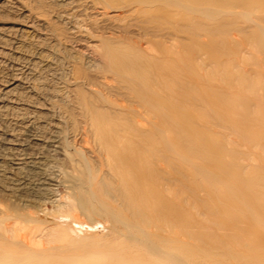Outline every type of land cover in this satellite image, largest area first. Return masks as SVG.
<instances>
[{
	"label": "bare ground",
	"instance_id": "bare-ground-1",
	"mask_svg": "<svg viewBox=\"0 0 264 264\" xmlns=\"http://www.w3.org/2000/svg\"><path fill=\"white\" fill-rule=\"evenodd\" d=\"M96 1L95 5L111 11L117 21L135 19L129 27L135 23L144 34L151 30L148 36L170 40L172 46L152 38L132 45L104 37L89 58L97 63L96 70L85 63L71 65L67 82L56 92L67 98L59 104L48 102L44 109L14 97L24 84L19 79L5 82L0 78V104L15 105L19 99V110L35 108L39 121L28 119L27 132L38 146L51 144L63 157L53 172L48 170L53 163L48 157L29 158L26 163L23 157L5 152L20 146L6 136L4 142H8L0 143L7 148L0 158L1 185L3 179L12 182V172L26 164L35 177L25 175L19 180L17 186L22 191L29 187L36 199L56 201L58 189L63 188L68 194L61 196L66 200L62 204L67 206V211L63 208L67 215L75 209L94 216L105 212L127 232L136 230L145 236L141 240L128 233V237L123 235L126 240L107 245L106 252L115 258L133 260L132 252L138 248L144 253L137 250L135 256L144 258L146 264H260V220L264 215L260 188L246 177L251 165L230 161L229 152L230 146L245 147L236 156L260 164L262 153L250 151L251 147L261 149L260 123L251 114V105H258L260 96L246 100V112L238 115V107L231 105L237 93L226 89L218 94L200 71L212 63L224 65L216 56L218 41H198L205 30L201 21L219 17L221 3L252 7L251 0ZM256 1L259 16L252 25L260 35V4L264 0ZM25 18L38 21L32 14ZM186 35L188 43L179 41ZM187 51L189 59L183 55ZM202 52L210 54L212 61H204ZM26 90L35 93L34 88ZM44 116L51 123L49 137L42 132L41 125L48 121ZM225 128L230 133H222ZM6 164L12 172L5 171ZM82 167L93 171L85 177ZM187 193L192 198L188 199ZM32 204V212L0 204V258L10 264H54L56 260H44L53 254L52 248L44 245L52 241L50 230L57 223L43 215L37 203ZM118 231L115 233L120 235Z\"/></svg>",
	"mask_w": 264,
	"mask_h": 264
},
{
	"label": "rangeland",
	"instance_id": "rangeland-1",
	"mask_svg": "<svg viewBox=\"0 0 264 264\" xmlns=\"http://www.w3.org/2000/svg\"><path fill=\"white\" fill-rule=\"evenodd\" d=\"M256 2V0H251L252 7H244V5L242 7V4L240 3L239 7L237 4L233 3L231 5L221 3V8H219L221 17L219 16L214 20H210L212 23L208 22L209 20L207 21V19L201 21L205 30L200 33L201 36L198 38V41L200 44L212 42L211 38L216 42L218 41L220 48L218 47L216 49V56L219 57L224 65L212 63L210 66L201 67L200 71H202V74H204L205 77L207 76L205 79H207L206 82H208L210 87L216 86L214 90H216L218 94L223 93L226 89L234 90V93H237L238 97L232 98L233 102L231 101V105L233 103L238 107V115H243L246 107H248L246 100L260 96V102L258 105L252 103L251 114L253 115L252 118H255L260 123L261 149L250 148L251 152L260 151V154L262 153L263 156L260 155V164L255 160L251 161L245 157L239 158V154L236 156L237 152H244L245 147L230 146L229 152L230 156L232 155L230 161L234 159L235 162H238L243 166L251 165L246 177L248 178V182L251 181L250 183L257 187V189L260 188V207L264 209V4H260V35H257L252 25V21H256L259 16L257 12L258 8H256L258 3ZM4 3L6 5H4ZM93 3L92 0L91 2H88V0H0V78L5 82L11 79H19V81L24 83L23 87L18 89L17 93H15V98L22 99V102H25V104L29 106L42 109L46 108L48 102L61 103L62 100H65L67 97H65V95L57 96L56 92L63 87V83L67 82L66 80L69 78V70H71L72 67L71 65L85 63L91 70H96L95 65L97 63L95 64V62L91 61L89 58L94 55L97 45L104 37L110 40L118 39L117 41L120 42L122 39L126 43L132 45L133 43L136 44V42H138L137 44H140L144 38H152L155 41L163 42L168 47L172 46L170 40L148 36L147 34L153 33L149 29V31H145L144 34V30L139 29V26L135 25V23L131 26L132 28L129 27L130 22L135 21V19L117 21L115 15L111 11L105 12L102 6L95 5L98 3L96 0L95 3ZM7 4L11 6L8 7ZM30 14L38 18V21L32 23V20L25 18ZM45 14L46 16H44ZM214 21L218 22L214 23ZM32 26H34L33 29H29V27ZM124 28H126V30H124ZM18 29H21L22 31H19ZM207 29L212 32V36H208ZM188 39L189 36L186 35L179 41L188 43ZM206 53L207 52H202L203 60L206 62L209 60L212 61L211 55L208 53L206 55ZM183 55L184 58L189 59L191 53L187 51ZM211 70L212 72H210ZM57 87H59V89ZM26 88H34L35 93L31 95L26 93ZM47 99H49V101ZM45 100H47V102ZM19 101L21 100L18 99L15 101V105L7 104L6 106V103H4V106V104H0L2 107V109H0V143H7L8 141L4 142V139L7 136L8 140L10 139L14 142L13 144L20 146L17 147L16 151H5L6 153L9 155L14 154V156H18L19 158L23 157V159L26 160V163L38 156H43L45 158L48 157L47 159L53 160L54 163H49L50 169L48 168V170L51 172L54 170L57 171L55 168L63 162V157L57 153V150L53 145L48 144L41 147L33 140L31 134L27 132L26 122L28 119L36 120L39 118V114L37 116L35 113L36 109H32V107H25L26 110L24 111L19 110V108L21 109L22 107V105H19L22 104ZM224 103L225 102L220 100L219 105L224 107ZM44 118L45 120L49 119L46 116H44ZM37 121L39 120L37 119ZM49 122L50 121L48 120L44 125H41L44 126L42 127L43 129H41L42 132H45L44 134L47 137L52 133L50 132L52 131L51 123ZM223 130L225 131H222V133L227 132L226 134H228L229 130L227 131L226 128ZM214 139L219 140V136H215ZM63 144L64 141L62 142V145ZM3 149L6 150L7 148L3 146L1 147L0 145V158L4 156L3 154L5 152ZM19 153L20 155H18ZM77 157L80 158L79 156ZM79 161H81V158ZM258 166L260 167L258 168ZM3 168L8 173L12 172L10 171L11 168L8 164H6V166L4 165ZM82 168L81 169L84 170L86 175L85 177H87L88 172L91 174V171H93H88L85 167ZM29 170L30 168L25 164L19 170H14L12 172L13 175L10 176V178L13 179L12 182L8 179H5L6 181L4 179L1 181L2 185L1 183L0 185L2 188L0 187V204L3 208L4 206L12 207L13 205H17L20 209L21 207L22 209L25 207L28 209L26 211L30 212L31 210L34 211L31 209L32 206H34L32 203H37L36 205H38L39 209L45 212L43 215L52 218L53 222L57 223L54 224L53 228L50 230V233L53 236L52 241L44 245V248L46 247L45 249L52 248L53 254L52 256L49 255V257L44 258V260L49 261L50 258H55L56 260L54 264H140L139 262H141V264H146L144 258L141 259L135 256L137 250L140 254L144 253L141 249L135 248L136 251L134 250V252H132L134 255L132 258L135 260L133 261L128 258L122 259L120 257V259L118 257L115 258L109 256V253L106 252L105 248L109 244L112 245L117 241L120 242L121 240H126V237L129 236L128 233L138 239L144 240L145 236L141 232L136 230H130L127 232L120 222L113 220L112 217L105 212L104 215H100V217L99 215L94 216L88 213L85 214L75 209L70 212V216L67 215L65 212L67 211V206L62 204V202L66 203V200L63 199L62 201L61 196L68 194L63 188L58 189V198L56 201L36 199V196H34L35 193L31 188L27 187L22 191L17 186L19 180L23 179L25 175L35 177V175H33L35 173ZM82 170L80 172H83ZM5 191L8 192L6 193ZM12 192L13 194H11ZM187 196L188 199L189 197L192 198L191 194L187 193ZM35 199L36 202L34 201ZM24 201H29L30 203H27L25 206L23 203ZM28 206L30 207L27 208ZM63 208H65V211ZM6 209L4 211H6ZM202 216L203 218L206 217L204 214H201V217ZM260 224H263L260 229V258L262 259H260V262L262 261L264 263V215L260 220ZM115 231H118L120 235L116 234ZM250 245L252 246L251 243ZM62 249L64 252H62ZM240 251L246 252V250ZM235 262L233 261V263ZM262 262L260 264H263ZM7 263L10 264L11 261L0 258V264Z\"/></svg>",
	"mask_w": 264,
	"mask_h": 264
}]
</instances>
